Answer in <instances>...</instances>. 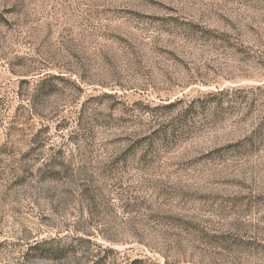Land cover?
I'll return each mask as SVG.
<instances>
[{"label":"rangeland","instance_id":"1","mask_svg":"<svg viewBox=\"0 0 264 264\" xmlns=\"http://www.w3.org/2000/svg\"><path fill=\"white\" fill-rule=\"evenodd\" d=\"M0 264H264V0H0Z\"/></svg>","mask_w":264,"mask_h":264}]
</instances>
